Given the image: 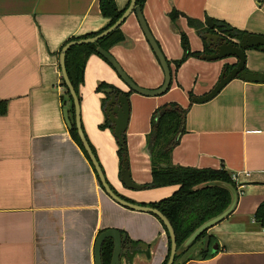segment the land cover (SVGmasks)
Masks as SVG:
<instances>
[{
  "label": "crops",
  "instance_id": "1",
  "mask_svg": "<svg viewBox=\"0 0 264 264\" xmlns=\"http://www.w3.org/2000/svg\"><path fill=\"white\" fill-rule=\"evenodd\" d=\"M98 0H0V264H93V242L99 229L123 230L140 249L120 264H159L167 253V234L151 213L130 210L110 199L98 182L94 167L71 137L60 98L63 85L58 57L71 36L92 32L106 24ZM126 8L128 0H115ZM171 8L185 15L221 20L243 32L264 36V0H145L141 12L170 66V85L164 93L127 95L129 118L125 145L131 180L147 184L149 155L145 137L151 112L165 102L187 107L183 132L170 152L171 162L193 167H224L236 173L237 200L230 214L207 228L216 253L189 258L183 264H264V228L253 211L264 199V82L234 77L215 96L193 103L189 92H206L225 63L234 57L207 61L187 56L179 31L191 51H201L197 31L184 15L171 23ZM121 42L110 46L128 76L142 87H158L162 71L144 38L134 12L119 25ZM245 68L264 71V51L244 50ZM106 82L121 91L126 85L98 54H90L78 87L82 131L114 190L134 202L166 197L178 185L129 189L119 181L117 142L101 106ZM191 102V103H190ZM142 244V245H139Z\"/></svg>",
  "mask_w": 264,
  "mask_h": 264
},
{
  "label": "trees",
  "instance_id": "2",
  "mask_svg": "<svg viewBox=\"0 0 264 264\" xmlns=\"http://www.w3.org/2000/svg\"><path fill=\"white\" fill-rule=\"evenodd\" d=\"M145 0H135L134 5L142 7ZM129 2V0H128ZM128 3L126 4V6ZM97 6L99 13L106 17L108 20L104 26L96 29L92 32H87L77 36H71L67 38L62 45L70 40H77L78 38L94 36V34L102 31L104 28L111 25L123 12L124 8H118L115 0H98ZM184 15L188 26L193 27L201 38L203 48L201 51H191L189 48L187 36L184 31H179V44L182 47V54L180 58L173 60L174 65L178 67L187 56H198L200 52L209 53L211 49L204 43L203 34L205 32H218L221 34L226 41L237 39L243 31L229 26L227 23L213 19V28L206 27L203 25L200 19L193 18L185 15L182 11H177L171 8L168 12V17L171 23H174L179 15ZM216 28V30H215ZM124 39V34L119 28V25L113 28L110 33L100 37L94 43H78L72 45L65 52L64 65L69 81L71 82L75 94L78 98V87L82 82V74L85 66L87 57L96 53L103 58L97 51L96 46H100L106 51H109L110 46L114 43L121 42ZM61 45V46H62ZM259 47V46H254ZM61 48V47H60ZM61 50V49H60ZM103 60H105L103 58ZM106 61V60H105ZM168 62V60L166 59ZM169 63V62H168ZM234 62L225 63L222 69L228 71ZM60 82L63 85V93L61 95L62 102H68L67 112L71 119V127L69 133L71 137L76 141L78 146L83 150L87 156L86 151L83 149L81 142L79 141L77 132L74 127V115H73V103L70 98L68 91L62 78ZM109 87L115 94L123 93L126 96L130 93L123 92L115 85L100 81L96 89L103 92V88ZM190 97L193 96L190 92ZM79 99V98H78ZM107 99V93L103 92L101 97V106L103 107L104 102ZM191 103V102H190ZM5 102L0 100V113L4 111ZM187 107L180 106L174 101L165 102L163 105L156 107L150 115L149 119V131L145 137V148L149 155L150 164V179L144 187H157L164 186L166 184H177L178 187L166 197L156 201H149L148 203L139 202L140 204L152 206L158 209L163 215L168 218L173 232L175 234V244L178 248L184 239L192 232L194 228L199 226L203 221L207 220L218 214L223 210L231 200L229 190L222 184H202L206 181H217L228 183L237 190L236 183L230 178V173L224 167L210 168V167H193L188 165H178L171 162L170 152L173 146L178 142L180 135L182 134L184 127V117ZM103 127H109L110 124L107 118L100 124ZM90 146V145H89ZM91 148V147H90ZM117 153L120 159L123 154V149L118 145ZM93 151V149H92ZM94 153V152H93ZM88 158V156H87ZM110 185V184H109ZM112 190L117 193L121 198L128 201H133L119 194L110 185ZM138 203V202H137ZM253 220L258 227L264 228V199L260 201L253 211ZM160 221V220H159ZM161 222V221H160ZM162 224V222H161ZM162 227L166 232L163 224ZM101 230V229H99ZM207 229L202 230L201 234L191 241L185 248L175 253L171 264H183L185 260L189 258H208L213 254L212 246L215 245L216 241L213 235L209 234ZM123 231V230H120ZM99 232V231H98ZM167 234V249L169 248V236ZM131 244V252H127L122 255L126 260H130L135 252H143L148 256V250L140 249L137 246V240H129ZM112 240L105 238L100 247V255L102 264H108L111 255ZM197 251L194 254V251ZM189 251V252H187ZM169 249L163 260L159 264H164L167 260Z\"/></svg>",
  "mask_w": 264,
  "mask_h": 264
},
{
  "label": "water",
  "instance_id": "3",
  "mask_svg": "<svg viewBox=\"0 0 264 264\" xmlns=\"http://www.w3.org/2000/svg\"><path fill=\"white\" fill-rule=\"evenodd\" d=\"M135 0H129L128 5L124 10L123 13L111 23L110 26L104 28L102 31L94 34V36L78 38L77 40H70L65 42L61 46V50L59 52L58 57V65L60 66L61 78L64 82L66 89L70 98L72 99L73 103V115H74V127L75 131L77 132L79 141L83 149L86 151L88 159L91 165L94 167L98 182L100 183L103 191L105 194L112 199L114 202L116 201L120 205L130 209V210H137L146 213H151L155 215L163 224L166 232H168L169 236V253L167 260L164 264H171L174 258V255L177 251L182 250L187 246L191 241H193L197 236H199L202 230H205L212 225L218 223V221L225 218L227 215L230 214L235 202L237 200V193L238 191L233 188L228 183L222 182L220 180L217 181H206L202 184H222L224 185L230 192L231 200L230 203L217 215L208 218L207 220L203 221L199 226L194 228L192 232L184 239L181 245L176 248L175 244V234L171 227V224L158 209L152 206L143 205L134 201H128L126 199L121 198L117 193H115L112 188L110 187L109 183H107L102 168L97 163L95 155L90 149V146L87 142L86 136L81 128L80 123V115H79V99L77 98L74 88L71 82L68 79L66 68L64 65V55L65 52L69 49L72 45H77L78 43H94L100 37L108 34L115 28L116 26L120 25L124 19L128 16L130 12H134L138 25L143 32L144 38L146 39L148 45L153 52V55L156 61L159 63L161 71H162V83L158 87L150 88V87H142L138 85L130 76L126 74L120 63L114 58L113 55L106 51L100 46H96V51L106 60L107 64H109L120 80L126 85L128 91H133L137 94L147 96V95H159L164 93L165 90L170 85V66L169 63L166 61L164 54L161 51L160 46L157 44L156 40L154 39L150 28H148L146 20L144 19L143 13L141 12V8L138 5H134ZM204 24L206 27L213 28L212 21L208 18H204ZM204 43L207 45L211 52L205 53L200 52L199 57L207 60L213 61L214 59H223V58H231L234 57L235 61L233 66L228 71L221 69L217 76V80L211 86L209 90L204 93L193 95L190 97V101L193 103L198 102H205L212 99L215 94L232 78L238 77L241 80L246 82H264V71H255L251 69L245 68V55L244 50L248 47L259 46V48L264 51V36L256 33L244 32L242 33L237 39L226 41L224 37L219 34L218 32H205L203 34ZM103 92L107 93V99L104 102L102 107V111L104 115H106L109 124H110V131L112 135L115 137L117 144L123 149V154L120 159V169H119V181L129 189H141L143 188V184L134 182L131 180L130 172H129V165H128V156H127V148L125 145V129L127 127V122L129 118V101L128 97L123 93L115 94L112 92L111 88L106 87L103 88ZM62 115L64 116L66 126L70 128L71 121L69 120L68 116L66 115V108H62ZM105 238H110L112 240V247H111V255L109 258L108 264H120V258L122 255H125L127 252H131V244L128 242V238L125 232L120 231L118 228L107 227L99 230L97 233L94 242H93V264H102L101 255H100V247ZM126 242V245L124 243ZM142 245V244H139ZM212 252L215 253L217 248L215 245L212 246ZM196 250L193 252L196 254Z\"/></svg>",
  "mask_w": 264,
  "mask_h": 264
},
{
  "label": "built area",
  "instance_id": "4",
  "mask_svg": "<svg viewBox=\"0 0 264 264\" xmlns=\"http://www.w3.org/2000/svg\"><path fill=\"white\" fill-rule=\"evenodd\" d=\"M235 176H236V173H234V174H230V178L232 179V180H235ZM238 191V190H237ZM239 192V191H238Z\"/></svg>",
  "mask_w": 264,
  "mask_h": 264
},
{
  "label": "flooded vegetation",
  "instance_id": "5",
  "mask_svg": "<svg viewBox=\"0 0 264 264\" xmlns=\"http://www.w3.org/2000/svg\"><path fill=\"white\" fill-rule=\"evenodd\" d=\"M124 245H126V242L124 243Z\"/></svg>",
  "mask_w": 264,
  "mask_h": 264
},
{
  "label": "rangeland",
  "instance_id": "6",
  "mask_svg": "<svg viewBox=\"0 0 264 264\" xmlns=\"http://www.w3.org/2000/svg\"><path fill=\"white\" fill-rule=\"evenodd\" d=\"M215 30H216V28H215ZM187 252H189V251H187Z\"/></svg>",
  "mask_w": 264,
  "mask_h": 264
}]
</instances>
